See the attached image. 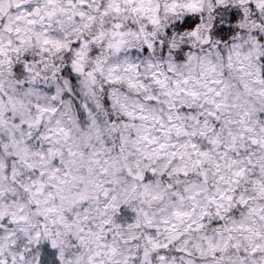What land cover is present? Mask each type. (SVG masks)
Masks as SVG:
<instances>
[{
    "label": "clouds",
    "instance_id": "9594fccd",
    "mask_svg": "<svg viewBox=\"0 0 264 264\" xmlns=\"http://www.w3.org/2000/svg\"><path fill=\"white\" fill-rule=\"evenodd\" d=\"M0 264H264V0H0Z\"/></svg>",
    "mask_w": 264,
    "mask_h": 264
}]
</instances>
